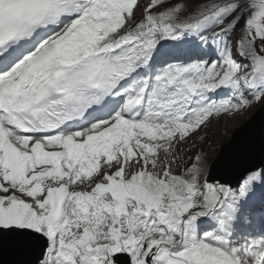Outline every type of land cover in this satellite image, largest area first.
Wrapping results in <instances>:
<instances>
[{
    "label": "snow or ice",
    "instance_id": "6c2138e0",
    "mask_svg": "<svg viewBox=\"0 0 264 264\" xmlns=\"http://www.w3.org/2000/svg\"><path fill=\"white\" fill-rule=\"evenodd\" d=\"M257 104L264 0H0V264H264Z\"/></svg>",
    "mask_w": 264,
    "mask_h": 264
},
{
    "label": "water",
    "instance_id": "95a60500",
    "mask_svg": "<svg viewBox=\"0 0 264 264\" xmlns=\"http://www.w3.org/2000/svg\"><path fill=\"white\" fill-rule=\"evenodd\" d=\"M264 143V110L258 111L256 115L251 117L245 125L239 128L233 135L232 141L224 145V153L220 158L225 160H252L259 162L260 146ZM223 150V151H224ZM224 151V152H225ZM223 179H229L230 176H223Z\"/></svg>",
    "mask_w": 264,
    "mask_h": 264
},
{
    "label": "rangeland",
    "instance_id": "374dc122",
    "mask_svg": "<svg viewBox=\"0 0 264 264\" xmlns=\"http://www.w3.org/2000/svg\"><path fill=\"white\" fill-rule=\"evenodd\" d=\"M259 106H260V104H257L254 107H251V108L247 109L249 111L246 110V111L241 112V115L240 114H238V115L236 114L235 116H226L225 118H221V119L213 122V124L210 126V128L208 130H206L205 133H202V134L207 135L208 137H210L202 145L204 151L208 153V157H209L210 162L212 160H215L217 157H220L223 153H224V155H227L229 153V150L225 151L223 149L222 143H228L229 141H231L230 139L223 140V141L221 140L222 143H221L220 146H218V145L212 146L213 151H208L207 150L208 147H211V145L215 141L218 140L220 135H223V134L226 133L225 130H226L227 126H228L229 121H231L233 119L232 123H234V125L236 127L232 131L231 130L229 131V129L227 128V131H229L230 133L231 132L235 133L240 126L245 125V123H247L251 117H253L254 115H256L258 113ZM238 118H240V119H238ZM197 146H200L199 142H198ZM215 150H216V152H215Z\"/></svg>",
    "mask_w": 264,
    "mask_h": 264
},
{
    "label": "bare ground",
    "instance_id": "6f19581e",
    "mask_svg": "<svg viewBox=\"0 0 264 264\" xmlns=\"http://www.w3.org/2000/svg\"><path fill=\"white\" fill-rule=\"evenodd\" d=\"M238 115V114H237ZM240 115H241V113H240ZM226 117V116H225ZM225 117H223V118H225ZM238 119H240V118H238ZM237 119V120H238ZM236 120V121H237ZM233 122V119L231 120V121H229V123H228V126H227V128L229 129V131L231 130H233L236 126L234 125V123H232ZM239 125V124H238ZM227 128H226V130H225V134H223V135H220V137L218 138V140L217 141H215L211 146H214V145H219L220 144V142H221V140H226V138H228L229 136H230V132L229 131H227ZM209 150H213V148H208Z\"/></svg>",
    "mask_w": 264,
    "mask_h": 264
}]
</instances>
